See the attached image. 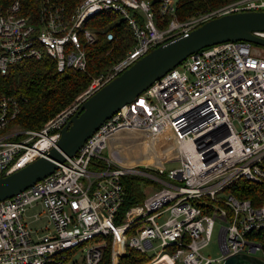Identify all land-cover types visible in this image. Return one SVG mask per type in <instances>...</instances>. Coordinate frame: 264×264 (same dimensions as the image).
<instances>
[{
  "label": "built area",
  "instance_id": "obj_1",
  "mask_svg": "<svg viewBox=\"0 0 264 264\" xmlns=\"http://www.w3.org/2000/svg\"><path fill=\"white\" fill-rule=\"evenodd\" d=\"M36 1L32 13H23L20 0H0V73L42 56L52 58L58 72L84 70L85 46L95 40L86 23L103 11L112 12L115 22L126 21L133 43L90 81L78 102L39 130L1 131L18 104L0 96V176L40 155L32 150L41 137L53 144L86 96L150 48L211 17L264 9V0H232L179 20L176 0H157L158 14L169 15L157 27L153 0H79L68 14L61 3ZM119 129L143 146L145 161H124L120 139L109 140ZM172 161L178 165L166 168ZM126 173L160 185L119 215L120 177ZM34 205L39 210L32 219H44L38 228L24 218ZM215 226L219 253L209 255L202 248ZM259 232H264V47L243 40L194 51L106 118L50 174L0 200V264H64L76 248L82 264H99L107 245L109 264H119L127 247L145 252L156 245L144 264H222L227 255L256 252L264 259Z\"/></svg>",
  "mask_w": 264,
  "mask_h": 264
},
{
  "label": "trees",
  "instance_id": "obj_2",
  "mask_svg": "<svg viewBox=\"0 0 264 264\" xmlns=\"http://www.w3.org/2000/svg\"><path fill=\"white\" fill-rule=\"evenodd\" d=\"M61 3L65 12L72 11L79 0H53ZM232 0H176L174 14L177 19L184 20L196 13L208 11ZM23 13H32L36 0H20ZM154 6L153 19L157 27H164L169 15L160 16L157 12V0ZM110 11L95 15L91 24L95 32V40L85 46L86 68L77 70L67 68L63 72L55 69L54 60L48 56L40 59H25L9 65L5 73H0V96L5 95L17 101L18 111L1 131L13 128L22 130H39L56 115L78 102L85 93L90 81L120 58L133 43L131 31L123 19L113 21ZM112 34L111 39L106 34ZM24 134L14 138L23 137ZM148 178L142 175L126 173L121 175L120 182L124 190V198L119 207V215L130 205L138 203L144 197L143 183ZM238 196H250L248 192L237 193ZM257 240L264 250V232L257 233ZM151 256L131 247L119 257V264H144ZM99 264H109V246L103 247Z\"/></svg>",
  "mask_w": 264,
  "mask_h": 264
},
{
  "label": "water",
  "instance_id": "obj_3",
  "mask_svg": "<svg viewBox=\"0 0 264 264\" xmlns=\"http://www.w3.org/2000/svg\"><path fill=\"white\" fill-rule=\"evenodd\" d=\"M262 32L264 9L233 11L206 19L185 34L150 48L86 96L61 126L53 144L25 165L0 176V200L50 174L58 163L74 155L106 118L194 51L227 40H243L264 47V36L259 35ZM222 264H264V259L234 253L227 255Z\"/></svg>",
  "mask_w": 264,
  "mask_h": 264
},
{
  "label": "rangeland",
  "instance_id": "obj_4",
  "mask_svg": "<svg viewBox=\"0 0 264 264\" xmlns=\"http://www.w3.org/2000/svg\"><path fill=\"white\" fill-rule=\"evenodd\" d=\"M196 14H198V13H196ZM94 19H95V16L89 18L87 23H86V26H88L89 28L93 29L91 24L94 22ZM113 21H115V20H113ZM251 44L252 45H257V44H254V43H251ZM258 46H260V45H258ZM119 134L120 133H118L116 135H113L110 138V140H112L114 138L120 139V142H121V144L124 145V149H126L125 152L127 154H128L127 149L130 148V147H131V149H136L137 150V148H136V146H138L137 139H135L132 136L130 138V135H127L126 138L119 137ZM133 140H136V141L133 142ZM116 151H117V149H116ZM105 152H106V150L103 149L102 153H105ZM130 153H131V155L129 157H130L131 160H133V161H136L138 159L141 160V161L144 160V158L142 156L138 157L137 155L135 156L136 158H132V157H134V155H132L133 154L132 151H130ZM130 159L126 158L124 161L129 162ZM177 165H178V163L176 161L165 163V167L166 168H171V167H174V166H177ZM140 166H142V165H140ZM175 182H177L179 184H182L181 181H175ZM159 185L160 184H158L157 182H154L151 179H147L142 185V187H143L142 191L144 192V195H145L148 192L152 191L153 189L157 188ZM32 210L33 209H28L26 212L29 213ZM155 220L157 222H160L162 220V217L161 216H157L155 218ZM38 225H41V223L39 221L31 223L32 227H35V226L38 227ZM216 231H217V226H215V228L213 230V233L211 235L210 241L208 242V244L204 248H202V252L207 253L209 255H216V254L219 253L218 252L219 251V246H218V242H217V238H216ZM157 242H158V239L154 238L153 239V244H157ZM157 249H159V247L156 245L154 248H150V249L146 250L145 253H146V255L150 256ZM255 256H259V252H256ZM64 264H82V252L78 248L74 249L73 251H69L68 252V257H67L66 261L64 262Z\"/></svg>",
  "mask_w": 264,
  "mask_h": 264
},
{
  "label": "bare ground",
  "instance_id": "obj_5",
  "mask_svg": "<svg viewBox=\"0 0 264 264\" xmlns=\"http://www.w3.org/2000/svg\"><path fill=\"white\" fill-rule=\"evenodd\" d=\"M124 131H121L120 132V129L119 130H116V131H114L112 134H111V136L109 137V140H110V138L113 136V135H116V134H118V133H120L119 134V137H123V138H126V136L127 135H129L128 133H123ZM52 139L51 138H49V137H47V136H43V137H41L37 142H36V144L34 145V147H33V154H41L52 142ZM118 142H120V140H118ZM121 143V142H120ZM138 143V146H136V148H137V150L136 149H131V147L130 148H128L127 149V151H128V154L125 152V150L126 149H124V147H123V151L121 152V155H124L125 157H127V158H129L130 159V155H131V153H130V151H132V155H134V157H132V158H136L135 156L137 155L138 157H143L144 158V160L143 161H145V156H144V154H145V149L143 148V146L142 145H140V143L139 142H137ZM122 146H124L123 144H121ZM130 149V150H129ZM126 153V154H125ZM125 160V159H124ZM135 161H133V160H131L130 159V161L129 162H127L128 164H133Z\"/></svg>",
  "mask_w": 264,
  "mask_h": 264
},
{
  "label": "crops",
  "instance_id": "obj_6",
  "mask_svg": "<svg viewBox=\"0 0 264 264\" xmlns=\"http://www.w3.org/2000/svg\"><path fill=\"white\" fill-rule=\"evenodd\" d=\"M28 209H33L31 212H29V213H27L26 211L28 210ZM39 210V206L38 205H34V206H32V207H28L26 210H25V212H24V218H25V220L27 221V223H28V225L30 226V227H32L31 226V223H34V222H36V221H39L40 223H41V225L43 224V221H44V219L42 218V219H38V220H34V219H32V213H34V212H36V211H38ZM41 225H38V227H40ZM38 227H33V228H38Z\"/></svg>",
  "mask_w": 264,
  "mask_h": 264
}]
</instances>
